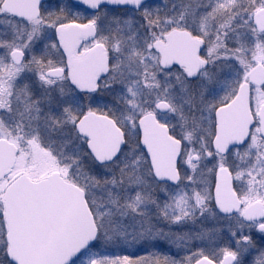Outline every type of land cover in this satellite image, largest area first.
Listing matches in <instances>:
<instances>
[{"label": "snow or ice", "instance_id": "6c2138e0", "mask_svg": "<svg viewBox=\"0 0 264 264\" xmlns=\"http://www.w3.org/2000/svg\"><path fill=\"white\" fill-rule=\"evenodd\" d=\"M0 264H264V0H0Z\"/></svg>", "mask_w": 264, "mask_h": 264}]
</instances>
